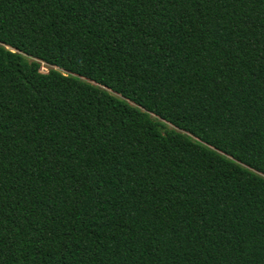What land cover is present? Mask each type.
<instances>
[{
	"label": "trees",
	"instance_id": "16d2710c",
	"mask_svg": "<svg viewBox=\"0 0 264 264\" xmlns=\"http://www.w3.org/2000/svg\"><path fill=\"white\" fill-rule=\"evenodd\" d=\"M0 264H264V0H0Z\"/></svg>",
	"mask_w": 264,
	"mask_h": 264
},
{
	"label": "rangeland",
	"instance_id": "374dc122",
	"mask_svg": "<svg viewBox=\"0 0 264 264\" xmlns=\"http://www.w3.org/2000/svg\"><path fill=\"white\" fill-rule=\"evenodd\" d=\"M48 68H49L48 66L42 64L41 70L46 71Z\"/></svg>",
	"mask_w": 264,
	"mask_h": 264
}]
</instances>
